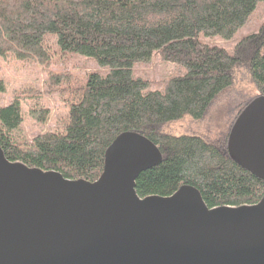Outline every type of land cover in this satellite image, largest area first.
Returning a JSON list of instances; mask_svg holds the SVG:
<instances>
[{"label": "trees", "instance_id": "trees-1", "mask_svg": "<svg viewBox=\"0 0 264 264\" xmlns=\"http://www.w3.org/2000/svg\"><path fill=\"white\" fill-rule=\"evenodd\" d=\"M260 1L0 0V57L48 64L51 37L61 51L108 67L106 74L91 72L84 81L69 70L49 73V84L67 91L69 112L58 130L24 138L17 131L19 102L0 106L5 158L93 182L109 144L118 134L133 131L155 144L162 156L135 179L139 197L169 196L190 185L208 208L256 204L264 183L228 156L229 129L212 142L161 134L158 128L183 115L202 119L213 100L231 87L240 67L246 68L257 95H264V23L242 37L232 53L198 38L200 33L230 38ZM153 52L183 69L160 79L157 89L132 73L133 65ZM251 99L239 104L234 119Z\"/></svg>", "mask_w": 264, "mask_h": 264}, {"label": "water", "instance_id": "water-1", "mask_svg": "<svg viewBox=\"0 0 264 264\" xmlns=\"http://www.w3.org/2000/svg\"><path fill=\"white\" fill-rule=\"evenodd\" d=\"M225 147L264 183V95L241 109ZM161 160L149 139L125 131L90 182L9 161L0 148V264H264V194L214 208L190 185L139 197L135 179Z\"/></svg>", "mask_w": 264, "mask_h": 264}, {"label": "rangeland", "instance_id": "rangeland-1", "mask_svg": "<svg viewBox=\"0 0 264 264\" xmlns=\"http://www.w3.org/2000/svg\"><path fill=\"white\" fill-rule=\"evenodd\" d=\"M263 23L264 1H260L250 18L230 38L208 37L202 33L198 38L203 43L219 45L228 53H232L235 44L242 37L258 31ZM48 39L52 51L48 64L0 57V80L4 83V90L0 92V106L7 105L14 99L19 102L21 122L17 131L24 138L58 130L62 127V119L68 115L69 106L64 100L67 91L61 86L49 84L50 72L69 70L84 81L91 72L106 74L108 71V67L100 66L94 58L63 52L54 44L55 38ZM182 71L176 64L164 61L157 52H153L147 61L136 62L132 67L133 75L148 79L151 89L159 88L160 79ZM256 95V88L246 68H237L231 87L213 100L202 119L194 120L188 115H183L177 120L161 124L158 132L172 136H198L206 141L216 142L227 133L239 104Z\"/></svg>", "mask_w": 264, "mask_h": 264}]
</instances>
